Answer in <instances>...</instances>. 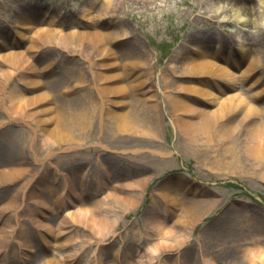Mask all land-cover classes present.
<instances>
[{"label":"rangeland","instance_id":"obj_1","mask_svg":"<svg viewBox=\"0 0 264 264\" xmlns=\"http://www.w3.org/2000/svg\"><path fill=\"white\" fill-rule=\"evenodd\" d=\"M102 2L0 0V49L11 40L22 43V46L29 42L16 31L17 24L26 17H32L36 23L52 21L55 27L64 31L89 32L96 28L119 33L129 31L128 38L109 44L114 52L112 56L96 50L83 52L81 47L74 45L73 48L66 47L58 42L59 39L42 44L46 36L38 37L40 48L33 51L35 59L32 58L30 63L42 69L54 62L52 70L47 69L43 75L34 72L32 75L26 67L8 64L6 67L16 74H12L10 80L0 76V122L5 121L0 124V168L16 165L25 157L31 162V169L39 171L38 178L57 169L65 176L70 175L71 182L79 189L86 173L85 193L82 196L72 193V202L69 198L68 205L77 208L84 203L91 209L96 201L103 200L101 212L107 211L110 219L115 220V224L104 233L86 221H74L76 230L69 241L61 243L55 240L59 228L58 215L54 211L46 210L52 232L31 220L22 219L21 222L28 227L26 233L35 245V255L27 256L28 259L19 257L20 261L13 262L18 251L22 254L20 250H24L21 245L24 238L15 234L17 237H10L6 243L8 255L4 263L41 264L43 258L52 256L65 261L63 256L66 253L79 250L81 253L74 264H112L119 250L133 252L136 244L152 250L158 242H171L175 244L174 248L158 250L154 264H178V257L185 255L188 261L186 263L183 258V263L204 264L200 257L197 258L201 248L216 257L219 264H245L247 259L234 246L237 242L247 245L246 241L257 237L255 239L264 249V156L258 159L251 153L253 133L258 128L264 132V110L248 117H244V113L238 116V111L230 113L220 120V123L230 125L231 122L235 126L229 136L219 137L216 133V139L210 141L204 133L196 143L176 126L174 120L181 115L197 119L199 111L188 113L177 109L172 98L206 107L204 104L216 96L239 93L247 100L246 104L251 100L264 107V0H255L254 11L242 7V19L235 11L238 5L233 4L237 0H123L116 16L111 17V24H102L98 20V7ZM200 46L207 47L210 52L201 53ZM126 49L133 52L129 62L122 55ZM219 55L230 60V67L240 69L253 58L257 61L256 68L252 74L245 75L248 79L243 78V83L212 73L187 71V63L191 60L210 56L211 61L219 63L215 59ZM19 62L24 64L22 59ZM57 66L59 69L55 68ZM24 75L44 82V85H34L28 90L51 91L49 99L33 107L41 110L38 118L40 115L49 118L55 113L61 115L63 109L70 112L85 107L90 116V124L81 128L71 115L76 112L72 110L73 113L66 114L71 122L69 132L73 136L64 142L60 141L63 138H58L51 160L42 155L47 145L44 146L41 124L39 126L33 118L26 122L28 118L22 119L14 114L9 118V91L12 87L23 88ZM73 75L80 79L77 85L67 81ZM65 85L66 92L60 95L61 98L54 86ZM99 85L110 87L105 91L102 89L103 96L99 93ZM190 85L209 89L215 94L208 96L190 91L186 88ZM117 87H123L122 91L112 93ZM152 95L153 98H149ZM79 97L85 98L86 104L81 100L65 101L66 98ZM118 113H127L133 118L134 126L121 129L114 120ZM30 124L37 128L36 132ZM34 133L39 137L35 144L37 153L41 154L38 162L25 140L29 141ZM19 137L24 139L22 150L17 149ZM4 176V173L0 175V180L3 179L0 181V206L2 198L13 194L25 181L4 179ZM46 181L51 182L47 177ZM64 182L61 179L58 186L62 187ZM37 183L33 181L28 191L51 200V190L37 187ZM179 185L192 193L196 200H212L209 209H198L196 204L185 199L172 204L171 211L164 209L169 203L163 201L161 194ZM134 189L140 194L137 203L126 210L117 207L119 197H115L113 191L122 196ZM20 198L22 200L23 195ZM155 198L159 202H155ZM31 206L34 209L40 207L34 202L29 203V209ZM27 210L25 207L24 211ZM66 211L67 208L62 209L63 213ZM156 219H160L158 223L165 228L174 227L175 235L167 236L168 239L159 238L162 234L153 228ZM44 232L49 235L48 241ZM179 241L186 242L181 249L177 246L181 244ZM62 248L69 250L63 251ZM122 264L128 262L122 261Z\"/></svg>","mask_w":264,"mask_h":264},{"label":"bare ground","instance_id":"obj_2","mask_svg":"<svg viewBox=\"0 0 264 264\" xmlns=\"http://www.w3.org/2000/svg\"><path fill=\"white\" fill-rule=\"evenodd\" d=\"M141 2L144 1H155V0H140ZM123 2V0H103V2L98 7V13L97 17L100 23L102 24H111L113 22L112 16H116V11L118 10V7ZM235 6L238 5V7H235V11L237 16L242 19V7L248 8L251 11H254L256 9V3L255 0H237V2L233 3ZM255 5V6H253ZM89 8H87L88 10ZM113 17V18H114ZM55 17L53 16V19ZM33 20L32 17H26L23 21H20L17 24V34L21 36L22 39H29V42L26 45L22 46V43H15L14 40L8 41L7 44L3 49H0V76H3V78H6L5 80H10V76L12 74H16V71H13L12 69H9L6 67V65L15 64L20 65L19 68L28 69L31 74L33 75V72L38 75H43V72L48 70H52L54 66V62H52L50 65H47L43 67L42 69H39L37 65H31L32 58L35 59V54H33L34 50H39L40 42L38 40V37H43L48 40H42V44H46L48 42H57L56 40L59 39L58 42H61L66 47L72 46H78L81 47L80 49L85 52V50H96L100 53H106L108 52L110 56L114 55L113 49H110L109 44H116L117 41H120L124 38H128L129 31L125 30L123 33L119 32H111V31H103L101 29H94L92 31H84V30H63L59 29L54 26V23L52 21H41L36 23V21ZM31 30V33H28ZM46 34V35H45ZM48 36V37H47ZM242 37L239 36V39ZM108 42V44H107ZM74 45V46H73ZM202 46V45H201ZM201 53L207 54L210 52V50L204 47H201ZM75 52V51H74ZM219 52V51H216ZM103 55V54H102ZM123 58L126 60L132 59L133 52L130 49H126L124 53L122 54ZM212 56V55H211ZM213 57V56H212ZM215 58V57H214ZM19 59H22L24 62L23 65L17 63ZM215 59L219 60L218 62L211 61L210 56L205 57L202 59H193L190 62L187 63V71H191L193 73H200V74H207L212 73L214 75L219 76H226V78H229L230 80H233L235 82H238L242 80V83L245 82L243 78H247L245 75L252 74L255 70L256 60L252 58V60L249 61V63L243 68L240 69L239 67L232 68L230 67V60L228 58H220V55L216 57ZM223 61H220V60ZM17 63V64H16ZM58 68L59 67H55ZM239 68V69H238ZM28 71V72H29ZM60 71V70H59ZM62 74L64 75L63 69L61 70ZM30 76V75H29ZM25 75L22 77V84H24L23 88L18 89L17 87H12L9 91L8 97L11 103L10 106V112L9 118H12L11 115H15V117H19L22 119L28 118V120H25L28 122L30 118H33L34 121L38 122L39 126L41 124V130L44 134L42 137L45 141L44 146V152L42 155L45 154V157L48 160L53 159V156L55 152L53 151L56 147L55 142L61 138L60 141L66 140L68 141L71 139L73 135L70 134V121L67 120L66 114H71L76 112L75 114H71L74 118H76V123L78 122L80 124L81 128H85V126L90 124V116L88 115V111L85 108H78V109H72L70 112H66V109H63L60 114L55 113V115L50 116L49 118L40 115L39 118L37 117V114L41 111L39 108L36 110L33 107L39 103H42L49 99L51 96V91L43 90L39 88L38 90H28L34 85H40L44 82L41 79H34L32 77H29ZM65 75L63 76L65 78ZM244 76V77H243ZM248 76V75H247ZM248 79V78H247ZM63 80V79H61ZM70 80V81H69ZM68 83L71 85H77L79 83L80 79L76 78L74 75L73 77L69 78ZM64 82V81H63ZM112 85V84H111ZM27 86V87H25ZM60 87V86H59ZM58 86H54L55 89H58V96L63 98L62 94H65L66 90L64 88H67V85L62 86L59 88ZM184 87V86H183ZM188 87V88H187ZM110 88L109 86L101 87L98 86L99 93L101 96L102 89L105 91V89ZM186 88L193 92H199L203 95L212 96L215 93L212 92L209 89L201 88V87H195V86H186ZM184 88V89H186ZM123 87H117L114 88V91L112 93H117L118 90L122 91ZM54 91V89H53ZM84 97L86 95H83ZM154 95L149 96V98H153ZM83 98V97H82ZM79 98H66V102H79L80 100L82 103H85V98L82 99ZM139 100L142 102V99L139 98ZM172 100L174 101V105H176L177 109H180L182 111L188 112V113H195V111H199V117L193 118V117H185L183 115L176 116L175 117V124L176 126L184 131L189 138H191L192 141L198 143L199 137L201 134L205 133V136L207 140L210 141L215 140L216 133L219 134V137H224L230 135L229 133L235 129V126L230 125L227 122L220 123V120L225 118L227 115H231L230 113H234L235 111H238V116L240 114L242 115L244 113V117H248L253 114H258V112H262L264 110V107H259L253 102L247 103V100L242 96V94H229L222 97H214V99L209 100L204 105L206 107L199 104H192L190 102H186L182 99L173 97ZM203 104V103H202ZM215 105V107L213 106ZM156 106V105H155ZM73 108V107H72ZM62 109V108H61ZM40 110V111H39ZM43 110H45L43 108ZM46 111V110H45ZM43 111V112H45ZM65 113V114H64ZM240 113V114H239ZM103 114L100 116V124L103 122L102 120ZM38 118V121H37ZM114 120L116 121V124L119 125L121 129H127L129 126L132 128L134 120L133 118L127 114V113H118L114 115ZM5 121L0 122V124H4ZM118 122V123H117ZM51 123V124H50ZM45 124V125H44ZM52 124H55L52 126V128H49ZM31 125V124H30ZM48 125V126H47ZM221 125V126H219ZM218 126V127H217ZM31 127L34 128V125H31ZM47 130H44L46 129ZM134 129V127H133ZM37 128H34V132H36ZM144 131V129H143ZM142 131V132H143ZM38 136L36 133L31 135L30 140L25 139L27 143V147L29 148L30 152L32 151L34 154V159L36 162L41 160L39 158V153H37L35 149L36 141L38 140ZM23 137H19L17 139V149L22 150L24 148V145L22 143ZM60 144V142H59ZM263 144V145H262ZM61 146V145H60ZM60 149H65L62 147H59ZM71 148V147H69ZM161 153H165L166 151ZM251 153L253 156H257V158H263L264 156V132L261 131V129H256V131L253 133V146ZM31 162L26 161L25 157L24 160L17 163L16 165H7L5 167L0 168V175L4 173V179H20L19 181H24L23 185L18 186V189L11 195H9L7 198H2L1 206H0V264H5L8 255V246L6 243L10 241V237H19L24 238V240L21 242L22 247L24 250H20L17 253V256L13 259V262L20 261L19 257L27 258V256L35 255L34 251L35 245L31 242V239H29L26 231L28 229L27 224L21 222L22 219L25 220H31L36 225L43 226L49 230V232H52L49 228L51 225L50 216H48L47 211H54L58 215V228L59 231L57 234H55V240L59 242L69 241L70 236L73 234V230H76L73 226L74 221H86L89 224H93L100 233L106 232L109 227H112L115 224V220L113 221L110 219V216L108 215V212L105 211V213L101 212L102 205L105 203L103 200H98L95 202L93 207L87 208L84 206V203H81L77 206V208L70 207L68 205L67 201L69 198L72 202V193H76L78 196H82L85 193V185L86 182H84V179L86 178V173L82 176V185L81 189L77 188L70 179V175L65 176L61 174L57 169L54 170L52 173L48 172L45 175H43L41 178H38L39 171L37 169L32 170L31 169ZM49 174H52V177L49 176ZM46 177L51 181L47 182ZM88 177V176H87ZM63 179L65 180L62 187L60 185L58 186L59 181ZM1 182L3 181L0 180ZM37 181V187L42 188H48L46 190L49 191L50 195H52V199L49 200V197L45 195H40L37 192L34 193V191L29 192L28 188L29 186ZM68 185L70 188H68ZM68 188V189H67ZM185 188L182 187V185L175 186L172 188H169L166 190V193L164 192L161 194L163 201H167L169 204L164 208L167 211H171V208H173L172 204H177L180 200L185 199L188 202H191L193 204H196V207L201 210H208L210 207V203L212 200H196L194 195L192 193H189V191L184 190ZM69 191V193H66V191ZM110 194V193H109ZM115 197H119V199L116 201L117 207H120L122 210H126L130 205H133L134 203H137L139 193L138 190H133V192H127L122 196H119L116 194L115 191L112 193ZM111 194V196H112ZM23 195V199L21 200V196ZM110 196V195H108ZM34 202L36 205L40 206L37 209H34L33 206L29 209V203ZM155 202H159L157 198H155ZM51 204V206H50ZM25 207H28L27 211L25 210ZM11 208H14L15 211L11 212ZM67 208L66 213L62 212V209ZM160 208H162L160 206ZM40 209V210H39ZM47 210V211H46ZM49 211V212H50ZM72 220V221H71ZM160 219H156L154 221V227L157 229L159 233H161L163 238L167 236L175 235V229L174 227H168L165 228V226H161L162 224L158 223ZM47 221V222H46ZM112 223V224H111ZM161 229V230H160ZM165 229V232L163 230ZM46 230V229H45ZM15 234H18L15 236ZM168 234V235H167ZM44 238L48 241V233H43ZM67 235V236H66ZM64 236V237H63ZM66 236V239L64 240ZM9 237V239H8ZM254 237L252 238V241H246L244 243L237 242L234 246L235 248L243 255L244 258L247 259L245 264H264V249L261 248L260 242H258ZM181 242V241H179ZM186 242H181V244L177 245L180 246L179 249L183 247V245ZM64 244V243H63ZM245 245L244 249L242 245ZM141 245V244H140ZM139 244H136L135 249L133 252L126 251L121 252L119 250L114 257V261L112 264H122V261H127L128 264H154V260L157 257L156 252L158 250H169L173 249L175 244L171 242H158L156 243L152 250L149 249H142ZM143 246V245H142ZM188 247V246H186ZM63 251L69 250L68 248H62ZM16 251V250H15ZM200 259L204 262V264H219L218 259L211 254L206 253V250L201 248L200 249ZM81 251L77 250L76 252L65 254L63 256L65 261H61L59 258H56L55 256H52L51 258H43L41 264H74V261L79 257ZM102 259V257H100ZM183 258L186 259V263L188 261V257L182 256L178 257L177 262L178 264H186L183 263ZM28 259V258H27ZM164 259H162L163 261ZM166 261V260H165ZM88 264V263H87ZM163 264H166L163 262Z\"/></svg>","mask_w":264,"mask_h":264}]
</instances>
